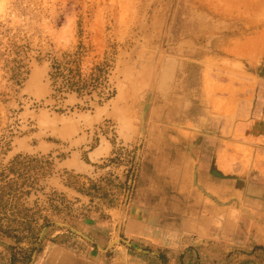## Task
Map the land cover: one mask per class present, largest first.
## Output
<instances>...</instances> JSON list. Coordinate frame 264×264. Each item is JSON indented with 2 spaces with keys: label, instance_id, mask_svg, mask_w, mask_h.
<instances>
[{
  "label": "rangeland",
  "instance_id": "1",
  "mask_svg": "<svg viewBox=\"0 0 264 264\" xmlns=\"http://www.w3.org/2000/svg\"><path fill=\"white\" fill-rule=\"evenodd\" d=\"M227 4L0 0V264H31L50 226L69 245L127 246L124 224L137 200L139 212L154 210L161 224L189 212L172 190H162L167 200L143 203L152 197L138 187L147 111L162 75L191 57L194 44L208 46L214 8ZM55 62L78 66L90 85L60 88L49 76ZM199 209L201 264H245L220 236L223 223L208 219L223 210L202 199ZM236 222L228 230L238 244ZM139 242L147 255L156 252Z\"/></svg>",
  "mask_w": 264,
  "mask_h": 264
},
{
  "label": "crops",
  "instance_id": "2",
  "mask_svg": "<svg viewBox=\"0 0 264 264\" xmlns=\"http://www.w3.org/2000/svg\"><path fill=\"white\" fill-rule=\"evenodd\" d=\"M227 1L208 22V46L194 44L191 57L162 75L147 111L138 187L152 197L143 203L167 200L162 190H172L189 212L161 224L154 210L139 212L137 200L124 224L129 245L94 251L57 240L60 230L50 226L31 264H201L199 199L223 210L208 219L223 223L217 232L229 249H240L245 264H264V0ZM236 221L238 244L228 230ZM139 241L156 252L147 255Z\"/></svg>",
  "mask_w": 264,
  "mask_h": 264
},
{
  "label": "trees",
  "instance_id": "3",
  "mask_svg": "<svg viewBox=\"0 0 264 264\" xmlns=\"http://www.w3.org/2000/svg\"><path fill=\"white\" fill-rule=\"evenodd\" d=\"M8 62V61H7ZM14 63V68L19 69L20 60L12 59ZM17 63V64H16ZM101 71V69H99ZM18 72H15L17 74ZM50 78L60 79L61 86L60 88L73 89L76 91H81L88 85H90L84 77H82L80 68L78 66H69L68 64L62 65L60 62H55L51 65V70L49 72ZM99 78V74L97 76H93L90 80L95 81Z\"/></svg>",
  "mask_w": 264,
  "mask_h": 264
},
{
  "label": "water",
  "instance_id": "4",
  "mask_svg": "<svg viewBox=\"0 0 264 264\" xmlns=\"http://www.w3.org/2000/svg\"><path fill=\"white\" fill-rule=\"evenodd\" d=\"M125 242H127L126 240H124Z\"/></svg>",
  "mask_w": 264,
  "mask_h": 264
}]
</instances>
